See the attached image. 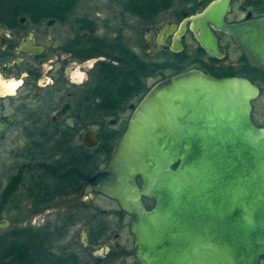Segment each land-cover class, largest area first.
Wrapping results in <instances>:
<instances>
[{"label":"flooded vegetation","instance_id":"1","mask_svg":"<svg viewBox=\"0 0 264 264\" xmlns=\"http://www.w3.org/2000/svg\"><path fill=\"white\" fill-rule=\"evenodd\" d=\"M218 1L153 0L141 10L140 0H0V75L19 80L27 73L15 96H0L2 243L35 240L42 264L134 257L131 217L97 191L94 175L107 167L139 100L174 74L195 68L248 78L259 89L251 119L263 126L255 101L264 66L229 34L192 20ZM261 17L264 0H228L223 21ZM201 38L213 41L214 53ZM77 69L83 83L72 82ZM106 121L118 129L105 131ZM89 129L94 135L85 137ZM56 239L71 242L56 254Z\"/></svg>","mask_w":264,"mask_h":264},{"label":"water","instance_id":"2","mask_svg":"<svg viewBox=\"0 0 264 264\" xmlns=\"http://www.w3.org/2000/svg\"><path fill=\"white\" fill-rule=\"evenodd\" d=\"M227 9L220 0L192 20L229 34L264 66V17L227 24ZM200 40L214 53L210 38ZM258 95L248 78L192 68L139 100L93 181L130 215L139 264L264 263V125L251 119Z\"/></svg>","mask_w":264,"mask_h":264},{"label":"trees","instance_id":"3","mask_svg":"<svg viewBox=\"0 0 264 264\" xmlns=\"http://www.w3.org/2000/svg\"><path fill=\"white\" fill-rule=\"evenodd\" d=\"M163 1V0H162ZM173 0H164L165 3H170ZM142 4H139V6H136L137 8L143 10L147 7L153 8L152 3L153 0H140ZM36 246L34 244V240H24V239H15V238H9L6 239L5 243H2V240H0V264H42L43 259L42 257L39 259L37 263L36 259ZM76 264L73 262H64L59 261L55 264Z\"/></svg>","mask_w":264,"mask_h":264},{"label":"rangeland","instance_id":"4","mask_svg":"<svg viewBox=\"0 0 264 264\" xmlns=\"http://www.w3.org/2000/svg\"><path fill=\"white\" fill-rule=\"evenodd\" d=\"M260 87H261V92H260V96L259 98L255 101L256 102V109H257V114H256V118L257 120L260 122L261 125H264V83L263 82H260ZM111 129H118V127H112L108 124V122L106 121L105 122V126H104V130L108 131V130H111ZM99 131V129H97ZM126 236V234H125ZM35 241V240H34ZM70 239H64V240H55L53 241V243L55 244V253L58 254V253H61V249L59 248L60 246H64L65 244L69 243L70 244ZM126 248L127 250L131 248V243L130 241L127 243L126 245ZM101 248L100 247H96L94 249L95 252H98L100 251ZM98 255V254H96ZM55 260V257H52V261ZM51 261V262H52ZM50 262V261H49ZM119 264H138L137 260L134 259L133 256H128L125 258V261L124 262H119ZM261 264H264L263 262Z\"/></svg>","mask_w":264,"mask_h":264},{"label":"clouds","instance_id":"5","mask_svg":"<svg viewBox=\"0 0 264 264\" xmlns=\"http://www.w3.org/2000/svg\"><path fill=\"white\" fill-rule=\"evenodd\" d=\"M91 67V65H89ZM27 73L22 74V78L17 80L15 78L11 80H4L3 76L0 75V96H15L16 90L24 83L23 77H26ZM79 77V79H77ZM73 83H83V74L76 70L72 75ZM51 79L48 80V84H52Z\"/></svg>","mask_w":264,"mask_h":264}]
</instances>
